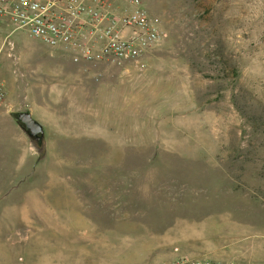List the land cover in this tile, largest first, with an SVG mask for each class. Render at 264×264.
<instances>
[{
    "label": "rangeland",
    "instance_id": "obj_1",
    "mask_svg": "<svg viewBox=\"0 0 264 264\" xmlns=\"http://www.w3.org/2000/svg\"><path fill=\"white\" fill-rule=\"evenodd\" d=\"M142 3L163 38L139 69L100 87L84 130L74 125L68 139L49 136L46 109L94 64L0 28L5 105L26 106L45 152L38 161L13 119L0 116V264L19 253V211L35 208L27 195H68L91 208L99 195H122L143 217L136 196L157 195L184 204L178 212L189 220H210L212 245L242 239L245 261L264 258V0ZM95 74L86 70L89 87Z\"/></svg>",
    "mask_w": 264,
    "mask_h": 264
},
{
    "label": "crops",
    "instance_id": "obj_2",
    "mask_svg": "<svg viewBox=\"0 0 264 264\" xmlns=\"http://www.w3.org/2000/svg\"><path fill=\"white\" fill-rule=\"evenodd\" d=\"M91 64L95 68L81 70L76 78L68 79L66 89L55 92L56 101L45 112L50 113L49 127L52 131L49 136L60 134L68 139L70 136L64 131L74 125L84 130L91 111L90 99L94 96L99 98L102 85L113 87L123 76L117 67ZM88 69L96 70L95 75H100L98 82L93 80L91 90L84 81ZM132 73L127 81L129 85L132 80H137ZM5 100L0 116L12 118L14 113L29 112L26 106L14 111V106L5 105ZM42 106L38 105V108L44 109ZM22 132L29 149L36 153L26 133ZM32 196L35 205L32 214L27 209L19 211L22 223L17 239L19 253L9 256L7 264H174L199 259L222 264L234 260L264 264V258L245 261L246 251H238L242 247V239L230 238L219 247L212 245L218 243V238L211 241L210 236L206 237L207 229L212 228L210 220H189L178 212L184 204L157 199V195L136 196L137 204L147 211L144 217L142 212L133 213L132 201L122 198V195H99L93 208L87 207L89 205L75 207L66 201L68 195H27V198Z\"/></svg>",
    "mask_w": 264,
    "mask_h": 264
},
{
    "label": "built area",
    "instance_id": "obj_3",
    "mask_svg": "<svg viewBox=\"0 0 264 264\" xmlns=\"http://www.w3.org/2000/svg\"><path fill=\"white\" fill-rule=\"evenodd\" d=\"M5 24L69 54L74 62L111 65L122 75L127 68L139 69L144 55L163 38L142 0H0V28ZM99 79L95 75L93 80ZM4 99L0 80V108ZM174 264L222 263L199 259Z\"/></svg>",
    "mask_w": 264,
    "mask_h": 264
},
{
    "label": "water",
    "instance_id": "obj_4",
    "mask_svg": "<svg viewBox=\"0 0 264 264\" xmlns=\"http://www.w3.org/2000/svg\"><path fill=\"white\" fill-rule=\"evenodd\" d=\"M14 122L26 133L31 144L36 148H41L44 142L43 127L32 119L29 112L12 114Z\"/></svg>",
    "mask_w": 264,
    "mask_h": 264
},
{
    "label": "trees",
    "instance_id": "obj_5",
    "mask_svg": "<svg viewBox=\"0 0 264 264\" xmlns=\"http://www.w3.org/2000/svg\"><path fill=\"white\" fill-rule=\"evenodd\" d=\"M45 156V152L44 150L41 148H38L37 149V158H38V161L42 160Z\"/></svg>",
    "mask_w": 264,
    "mask_h": 264
}]
</instances>
